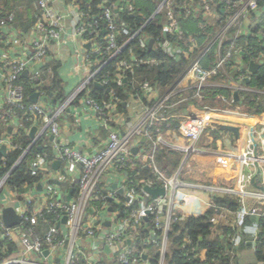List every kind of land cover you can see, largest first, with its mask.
<instances>
[{
	"label": "built area",
	"instance_id": "2783aa9c",
	"mask_svg": "<svg viewBox=\"0 0 264 264\" xmlns=\"http://www.w3.org/2000/svg\"><path fill=\"white\" fill-rule=\"evenodd\" d=\"M111 1L103 0L102 2L104 19L107 22V27L103 31L106 41L104 50L98 44L99 35L102 31L99 24L97 22L88 23L85 21L86 14L80 9L78 0H62L63 12H60L61 10L55 6V2H58V0H38L37 7L40 11L38 22L31 33L22 36L12 27L14 16H2L0 12V29L9 38L11 46L16 53H19L11 63H8L7 60L2 62L0 60V71L2 73L0 87L6 93L3 103H0V123L7 125L0 137V151L5 147V157H7L8 153L15 149L12 144L13 133L15 132V128H17L15 125L21 123V128L23 129L24 119L29 113L33 119L27 120H33L34 124L32 128L26 129V133L29 134L36 127L37 133L34 138H31V145L13 166L12 171L27 157L32 148L44 136L54 138L51 141V146L57 156L54 163L60 162L64 169L80 167V178L77 181L78 194L77 196H73L70 201L66 200L67 196L63 195L57 188H53L52 184H49L54 181V177L57 174L53 167L54 163L49 161L48 157L43 154H37L30 163L34 171L39 172L43 176L35 188H30L26 185L24 193L12 191L7 186V181L12 171L0 178V242L5 241L4 245L0 243V264H47L46 261L49 257L56 259L64 251L65 261L59 264H81L82 261L85 264H100L102 262L112 264L116 259L118 264H130V256L135 251L132 247L133 238L134 236L137 237L138 229L142 226L143 221L149 217H154L152 222L158 228L163 229L162 257L160 261V264H163V257L168 246V234L172 223L184 221L189 217L187 214L176 211L175 208L177 197L182 194V188L189 189L190 186L161 172L156 163L155 151L148 153L147 159H149V167L153 170L156 178L155 180L148 181L147 186L153 188L157 184L154 188H164L166 196L158 197L150 203L140 201V195L136 192L134 185L133 188L125 191L124 201L116 202L117 205H123L131 209L130 214L127 212H113V214L107 216L111 207L106 200L107 198H111L114 201L116 192L109 190L103 196V192L99 188L103 183V179L110 173L115 164L122 163V166L119 167V172L123 175L131 169L127 161L129 156H131L133 143L140 140V138L150 137L145 127L150 124H157L162 119L164 111L170 107V101L178 97L179 101L177 104H179L186 99H183L182 90L178 86L169 88L162 98L152 106H149L150 108L146 109L138 122L130 123V125L127 124L128 128L125 133H121L118 130L112 132L109 135L106 147L97 153L83 155L73 150L61 138L58 118L83 93H86V95L81 99L82 102L90 106L102 118L105 117L108 109H111L115 105L114 101L103 106L98 104L91 97V92L88 89L92 83L101 86L102 89L110 83V78L100 79L99 74L104 67L103 65H105V60L114 59L123 48V46L119 47L117 42L118 29L114 22L115 16L111 9L114 4ZM220 2L226 5L224 8L225 13H233L231 17H227L228 21L226 22L224 33L206 47V50L188 66L183 75V80L190 79L192 85L197 88L198 97L200 96V91L208 85L212 73L228 65L234 68L233 64L237 65L239 63L233 57L234 53L231 48L225 54L222 53L227 31L231 28L241 27V20L247 19L254 12H264V0H220ZM132 11L133 8L129 7L128 12L132 13ZM209 14L211 12L207 10L204 16L207 17ZM66 21H68V24ZM142 29L132 34L127 27H124L121 33L129 37L131 41L141 34ZM68 30L71 31L70 37L72 41L79 47L76 52L78 58L76 69L79 74H84V80L78 84L73 93L55 111L41 107L39 103H32L25 108L22 104L24 102V93L22 86L18 84L19 78L28 73L30 63H42L52 43L63 41L64 36L68 35ZM175 31L178 35H182L181 31L174 30V25H172L169 33H175ZM262 38L263 35H261L260 39ZM139 42L142 47L146 46L144 40L140 39ZM86 45H90L89 50L84 48ZM215 45L217 62L214 70L210 71L202 66L201 58H204ZM28 46L31 50L27 49ZM158 47L169 58L177 59L180 56L187 57L186 55L189 51L193 53L195 44L192 41L191 47H186L185 45H175L170 40H163L158 41ZM24 49H27V51ZM94 60L97 63L99 62V66L90 70L89 67L93 65ZM154 63L153 61H144L142 59L135 60L134 64L136 65V69ZM116 67L118 71L113 79V83L122 86L123 73L127 71L132 73V64L126 60H122ZM34 68L37 69V66ZM5 72L7 73L4 74ZM239 72L242 74V69H239ZM31 75L32 82L37 83L40 76L38 69ZM243 80L244 78L241 76L237 77L236 80L232 79L231 89L234 92L246 91L247 89L243 84ZM157 89V86L147 82L138 87L140 94L143 96L149 95V97L155 95ZM111 96L112 100H114L115 93L112 91ZM130 96H133V94ZM222 100L225 103L229 102L227 98H222ZM142 105V102L137 105L134 104L132 109L136 111ZM3 107H7V109L2 113ZM16 110L24 111V113L18 115ZM35 116H39L40 120H43L42 118L45 120L44 122H39L40 127L36 124ZM257 117H259L257 114L254 115L233 109L232 105H206L200 108L195 115L185 117L179 127V133L187 143L186 152L188 154L194 149L202 133L214 124L220 122L242 123L246 129L247 137L239 155L217 156L216 162L219 167V171L215 175L217 187L203 188L211 194L224 193L235 196L242 206L239 212L241 217L239 224L241 225L244 224V218L257 215L258 213V209L254 207L251 210L248 209L246 206L247 199L259 197L264 201V191L261 192V195V193L256 194L249 190L253 176L252 174L245 173L247 168L249 169V167L254 165V153L250 146L252 144V137L257 131L254 129L255 127H250L249 121ZM103 122L106 125L105 120ZM124 122L125 118L123 119V124ZM262 127L264 128V126ZM10 128L13 130L11 133H9ZM40 129L42 131L39 132ZM229 176L231 177L229 178ZM39 187H42L40 193L37 192ZM143 193L146 197H149L145 191ZM137 201L139 202V206L134 208V204ZM93 204H100V207ZM7 209H13L20 219L18 226L9 228L3 222V212ZM48 214L54 215L53 226L45 234H41L40 226L41 224L45 225L48 223L45 217ZM102 216H107L106 218L113 216L112 218H114L116 226L111 232L100 238L98 237L97 228H100L101 224L104 225L102 223ZM64 218L67 219L65 224H63ZM213 222L216 223L215 220ZM62 225L68 227V233L61 230ZM129 230H132V233ZM102 242L107 248L111 247L114 249L115 255L113 261H110L108 257L105 258L101 248ZM241 243L242 232L239 229L234 244L239 246ZM12 246L15 249L9 256H6ZM46 252L48 253L47 257L45 256ZM107 260L110 262H106Z\"/></svg>",
	"mask_w": 264,
	"mask_h": 264
},
{
	"label": "crops",
	"instance_id": "0c3cea01",
	"mask_svg": "<svg viewBox=\"0 0 264 264\" xmlns=\"http://www.w3.org/2000/svg\"><path fill=\"white\" fill-rule=\"evenodd\" d=\"M119 1L120 0H118V2ZM135 2L139 4V0H136ZM55 6L57 9L61 10L60 12H63L62 0H58V2H55ZM225 6L226 5L221 3L220 0H148L146 7H144L143 9L144 12H141L140 14L136 13L137 16L135 17H138L140 15L146 16V13H148V11H151V7H153V15L151 16L150 20H153L155 18L160 19V22L162 24V33L165 36L162 38L160 37L156 40L152 37L143 35L141 39L145 41L144 44L146 46H141V48L148 50V52L159 50L164 54V52L158 47V41L170 40L175 45H185L186 47H191V42L194 41V52H187V57L180 56L177 59H171L165 54L167 58L171 59L172 61H179L181 59L188 61V65L185 69L186 71L188 66L194 60L198 59V56L206 50V47L210 45L217 37L224 33L226 22L228 21L227 17H231L233 15V13H225ZM115 7L117 8L116 5ZM118 7H122L126 11H128L129 7H132L134 10V0H121V4ZM207 10L210 11L211 14L205 17L204 13ZM66 23L68 24V21H66ZM172 25H174V30L177 29L181 31L182 35H178L176 31L175 33H169V29L172 28ZM70 32L71 31L68 30V35L64 36L65 38L63 39V41L52 43L50 50L42 63H30V69L28 71L29 74H26V76L30 75L32 77L31 74H33L35 70L38 69V71H42V69L45 66L49 65L51 61H56L57 64L56 67H54V71L56 74L52 70H49V72L53 74L51 75L56 79V82L59 85L58 89L60 90V92L62 91V93H64L66 99L73 93L78 84L84 80V74H79L78 70L76 69L78 61L76 52L78 51L79 47L72 41ZM261 35H263L262 39H260ZM3 38L4 42L0 43L1 45H3L0 48V60L1 62L7 60L8 63H11L12 60H14L17 55H19V53H16V51L13 49L9 38L6 35H3ZM254 39L257 40L258 43L264 40V12L262 11H258L256 13L254 12V14H251L247 19L241 20V27L231 28L225 35L224 48L222 50V53L225 54L226 51L231 48L234 53L233 57L239 63L237 65L233 64L234 68H232L231 65H228L223 69L216 70L214 73H212L208 85L200 91L199 97L198 90L192 85L191 80H183V76L175 86H178L182 90L181 94H183L184 96L183 99H186L179 104H177V102L179 101L178 97L171 100L169 103L170 107L166 111H164L162 119L157 124H150L145 127L148 130L150 137L140 138V140H137L133 143V150L131 151V156H129L127 161L129 167L131 168L129 170L130 172L132 169L136 170L138 167H140V165H144L146 169H150L149 159H147L148 153L152 151L154 152L155 148L158 146L176 151L180 153V155L185 154V156L182 155L178 168L171 176H169L174 177L176 180L182 183H186L190 186L189 189L182 188V194H180L176 200L175 210L183 214H187L188 216H197L199 214L202 215L211 212L212 218L210 221L214 225V235L221 234L222 226L240 229L242 234L246 235L249 238L247 244L250 249L248 248L247 250L241 252L238 256V259H245L244 264H263L262 262L255 261L252 248H255V244L258 242L257 240L260 239L261 226L264 222V201L259 197H254V199H247L246 206L248 207V209L251 210V208L254 207L255 209H258V213L257 215L246 217L252 220L250 224H245L246 218H244V224L241 225L239 224L241 218L239 212L241 211L242 206L239 203V209L236 210L234 207L235 205H231L232 202L238 200L235 196L224 193L211 194L203 188H214L212 187L215 183H213V179H215L216 172L219 171V167L216 162V158L218 155H239L240 150L243 147L244 141L247 137L246 129L243 127L242 123L220 122L214 124L202 133L200 140L195 145L194 149L188 154L186 152L187 143L179 133V127L185 117L195 115L200 108L206 105H232L233 109H238L241 112L249 113V105H245V100L241 97V94L250 93V95L255 94L257 96L259 95L264 97V89L257 90L251 84L254 74L259 72L264 67V54L256 57L254 56L253 48L250 47V40L254 41ZM147 40L155 41L154 46L151 50H149L147 46ZM84 48L89 50L90 45H86L84 46ZM27 49L31 50L29 46ZM27 49L24 50L27 51ZM236 51L238 52L236 53ZM215 53L216 45L208 54H206L204 58H201L202 66L206 69H209L210 71L214 70L215 64L217 62ZM135 60H137V58L132 55L130 63L132 64L133 72L131 73L127 71L131 76H135L136 74L141 73V70L143 68V66H141L135 69ZM149 60L155 62L154 64L149 66L161 64V62H158L156 60L144 59V61ZM251 63L257 66H255L254 72L250 68ZM35 66H37V69L34 68ZM98 66L99 62L97 63L96 60H94L93 65H90L89 68L90 70H93V68H98ZM239 69H242V74L239 72ZM6 73L7 72H5L4 74ZM1 76L2 73L0 71V79ZM239 76L244 78L243 84L247 89L243 92L236 91L239 97L242 99L241 103L234 99L235 92L233 89H231L232 79L236 80ZM48 79L50 80V78ZM122 81L123 86H125V84L127 83H131L130 85H133V91L129 93L130 95L133 94V96H130L128 102L124 103L123 111L119 109L118 104L114 103L115 105L111 109L109 108L105 117L102 118L101 115L96 113L90 106L84 104L79 98L68 107V110L61 117L58 118L61 138L73 150L83 155L97 153L99 150L106 147L109 135L112 132L118 130L121 133H125L128 128L127 124L130 125V123L132 124L138 122L139 118L141 119L146 109L149 106L155 104L156 101H158L160 98H162L166 91L169 89L168 88L165 90L159 84H152L151 82L146 80L139 82L135 79H130V77L126 73H123ZM145 82L157 86L158 89L155 95L149 97V95L143 96L139 93L138 87ZM44 83L45 81L42 82V85H44ZM48 84L49 83L47 81V85ZM50 85L51 83L49 84V86ZM208 87L229 90L232 92V95L224 96L223 94H221L218 98V105L212 104L211 102H209V99L206 100L204 95V91ZM106 93L111 95V90L107 89ZM5 96L6 93H4L0 87V103H3ZM33 96H31V98ZM222 98L229 99V102L225 103ZM140 102H142L143 104L142 107L134 111L132 107L134 106V104L137 105ZM37 103H39L41 107L49 108L52 111H55L56 108H59V105H56L54 101H52L51 99H45L44 96H42L40 93ZM252 114L256 115V113L254 112ZM38 117L39 116H35L34 118L36 124L40 127L39 122H44L45 120L44 118H42L43 120H40ZM124 118L125 122L123 124ZM103 120H105L106 125L104 124ZM170 120L173 122H179V126L177 129L166 130L164 132H162L161 129H158L155 135L151 132L152 127L155 126L154 128L156 130V127H158L161 122L167 123L169 125ZM249 124L251 128L255 127L254 129H256L257 131L252 137V144L250 147L254 153L255 149H253L252 147H254L255 143H257L260 156L258 165H256L253 155L254 165L249 167V169L247 168L245 173L252 174L254 178L257 175L258 169H260L261 174L259 175V178L261 179V186L264 187V128L262 127L264 126V114L259 115V117L257 118L250 119ZM15 127L17 128H15V132L13 134H18L23 130L21 128V123H18V125L16 124ZM12 131L13 130L10 128L9 133H11ZM40 131H42V129H40L39 132ZM49 139L50 141H52L51 138ZM149 140L153 142L152 144L150 143L151 145L149 148L142 145ZM120 166H122V163L120 162L118 163V165L115 164L110 173L103 179V184H106L105 186L107 192L109 190L116 192L114 201L111 200V198H107V203L124 201L125 197L119 194L117 190L125 189L126 191L128 188H126L125 186L129 184L130 180H133L131 179V176L128 172L124 175L119 172ZM56 171L57 170H55L57 176L54 177L53 181L56 182V184H52V186H54L53 188H57L65 196H68L71 190H74L75 194V187H77V181L80 178V167L78 166L72 169H64L63 166H60L59 170L57 172ZM134 175L135 174H133V176ZM155 178L156 176L154 174V176L149 180H146L145 178H141L139 180L138 184L143 186V192L145 191V187H149L147 186V182L155 180ZM215 185L217 186V184ZM115 186H117V189H114ZM154 186L152 189L158 188H154ZM66 188H69L68 191H66ZM249 190L253 191L256 194L263 192L251 185ZM37 192L40 193L41 190H39L38 188ZM148 196L149 197H146L144 193H142L139 200L148 203L155 200L150 195ZM113 212L114 210L111 208L108 211L107 216L113 214ZM107 216L101 217L102 223L104 225L101 224V227L97 228L98 237L100 238L103 237V235L111 232L116 226L114 218H112L113 216L106 218ZM213 220H215L216 223H214ZM61 230L65 233H68V227H65V225L61 226ZM168 247L169 246H167V250ZM101 248L103 250L105 258L108 257L110 261H113L115 255L114 249L109 247V251H107V246L104 245L103 242L101 243ZM64 256L65 251L61 252L60 257L56 259H52L51 257H49L46 263H64ZM201 257L202 259H204V253H202ZM109 260H107L106 262H110ZM163 261V264H166L165 256L163 257Z\"/></svg>",
	"mask_w": 264,
	"mask_h": 264
},
{
	"label": "trees",
	"instance_id": "16d2710c",
	"mask_svg": "<svg viewBox=\"0 0 264 264\" xmlns=\"http://www.w3.org/2000/svg\"><path fill=\"white\" fill-rule=\"evenodd\" d=\"M134 0V10L132 13L126 11L122 7L117 8L115 5L118 0H112L113 10L115 19L114 22L118 29V38L117 42L119 47H122L121 52L114 59L105 60V65L101 69L99 78H110V83L104 88H97L93 83L89 85L88 89L91 92V97L98 102V104H108L112 102V96L107 94L106 91L111 90L115 93L114 103L118 104L121 111L124 110V103L128 102L130 94L133 91V85L131 83L125 84V86H118L113 83V79L117 74V65L122 60L128 62L131 61V56H135L137 60L142 59H151L161 62L159 65L149 66L144 65L141 73L131 76L129 72H125L130 79H135L136 81H149L152 84H159L163 89H168L172 86H175L179 82L185 72V69L188 65V61L179 60L172 61L167 58V56L161 51H152L148 52L144 48H141L140 39L143 35L152 37L154 39H159L164 37L162 33V24L160 19L157 18L150 20L153 15L151 11L146 13V16L140 15L135 17L134 13L144 12L143 9L146 7L148 0H139V4ZM38 0H0V12L2 16L13 15L14 22L12 24L13 29L20 35H28L31 33L33 28L38 22L40 17V11L37 7ZM103 0H78L80 9L86 14L85 21L88 23L99 24L101 32L98 39V44L103 48L106 47V41L104 39L105 33L103 32L107 27V22L104 19V10L102 8ZM149 8V7H148ZM158 21H157V20ZM127 27L130 30V33H136L141 30V34L133 40H129V37L123 35L121 30ZM3 31L0 29V43L4 42ZM250 47L253 48L254 56L259 57L261 54H264V40L260 43L254 39L250 40ZM3 45L0 44V48ZM248 60V59H247ZM57 62L51 61L49 65L45 66L39 76L38 82L33 83L31 76L27 75L21 76L18 80L23 88L24 93V102L22 103L25 108L30 106L32 103L30 101L31 96L35 93H40L44 96L45 99H51L55 102L56 105H61L66 101V97L62 91L58 89V84L56 79L52 76L53 74L49 72L52 70L55 73L54 67H56ZM52 74V75H51ZM56 74V73H55ZM50 78V80L48 79ZM45 81L44 85L42 82ZM51 85L49 86V84ZM130 82V81H128ZM252 86L257 90L264 89V67L254 74L251 81ZM232 92L225 89L208 87L204 91L206 100L209 99V102L212 104L218 105V98L221 94L224 96H230ZM86 93L80 95V99ZM242 98L245 100V105H249V113H256L257 115L264 114V97L257 95H250V93H242ZM78 98V99H79ZM7 109V107L2 108V113ZM18 115L24 113V111L16 110ZM31 114H27L25 117V123L23 130L18 134H14L12 137V144L15 147L14 150H11L8 153V156L5 157L0 153V178L12 171L13 166L21 158L24 151L31 145L32 140L29 134L26 133V129H30L33 126V120L28 121L27 119H33ZM7 125L0 123V137ZM179 126L178 121H171L169 125L167 123L161 122L158 127H152V133L155 135L158 129H161L162 132L166 130H174ZM148 140V139H147ZM150 141V140H149ZM146 141L143 143V146L147 148L153 142ZM151 143V144H150ZM152 148V146H151ZM155 148V147H154ZM153 148V149H154ZM151 150V149H150ZM37 154H43L48 157V160L55 162L57 159L56 153L51 146V141L47 136H44L39 140L37 145L32 148L26 158H24L21 163L11 172L9 179L7 181V186L12 191H18L19 193H24L26 189L24 188L28 185L30 188H35L37 184L40 183L43 176L39 172H35L34 169L30 166V163ZM156 154V163L161 172L166 176H171L174 171L178 168L182 156L180 153L173 151L171 149H165L161 146L155 148ZM128 164V162H127ZM131 176L128 189L133 188L135 185L136 192L139 195L143 193V186L138 184L141 178L146 180L151 179L154 176L152 169H146L144 165H140L136 170L128 171ZM133 174H135L133 176ZM137 174V175H136ZM152 175V176H151ZM102 183L100 185V190L103 192V196L107 194L106 186ZM108 187V186H107ZM75 194H78V187H75ZM69 188H66L68 191ZM94 206H98L93 204ZM110 207L114 212H127L130 214L131 209L124 207L123 205H117L114 202H109ZM231 205H235V209H239L238 200L232 202ZM139 206L137 201L134 204V208ZM47 222L45 225L41 224L40 232L45 234L52 226L54 215L48 214L45 215ZM212 218V213L208 212L202 215H192L189 216L184 221H179L172 223L169 234H168V250L165 254V263L166 264H244L245 259H238V256L241 252L249 248L247 242L248 237L242 234V243L239 246L234 244V240L238 235L239 229L234 227H221V234L217 235L213 233L214 225L210 221ZM154 217H149L147 220L143 221L142 226L138 229L137 237L134 236L132 241V247L135 251L130 256V264H160L161 261V246L163 238V229L158 228L154 222ZM252 220L246 218L245 224H250ZM132 233V230H129ZM246 236V237H245ZM245 237V238H244ZM258 241V242H257ZM255 248L253 249V255L256 262H262L264 264V222L261 226L260 239L257 240ZM2 245L5 244V241L0 242ZM254 245V244H253ZM254 247V246H253ZM14 246L11 247L10 252L6 256H9L13 250ZM250 249V248H249ZM202 253L205 257L202 259ZM81 264H85L83 261ZM100 264H106L104 262ZM110 264V263H107ZM112 264H118L117 259ZM254 264V263H251Z\"/></svg>",
	"mask_w": 264,
	"mask_h": 264
},
{
	"label": "water",
	"instance_id": "95a60500",
	"mask_svg": "<svg viewBox=\"0 0 264 264\" xmlns=\"http://www.w3.org/2000/svg\"><path fill=\"white\" fill-rule=\"evenodd\" d=\"M121 4V0L119 2H117V6H120ZM134 16H137L136 13H134ZM147 46L149 48V50H151L154 46V43L155 41L154 40H147ZM263 64V63H261ZM255 66L253 63L250 64V68L251 70L254 72L255 71ZM257 67V66H256ZM27 73L24 74V76H26ZM97 88H100L102 89L101 86L99 85H96ZM38 98H39V94H35L32 98H31V101L32 103H37L38 102ZM234 99L236 101H239L241 103V98L239 97L238 93L235 92L234 93ZM37 132V129L34 128L32 129V131L30 132L29 136L31 138H34L35 134ZM54 138L51 137V140H53ZM253 149H255L254 151V160H255V164L258 165V160H259V156H260V153L258 152V145L257 143H255V146L252 147ZM0 153L2 155H6V148L3 147L0 151ZM61 166V163L60 162H56L54 163L53 167L55 170H59V167ZM261 174V171L260 169H258V172H257V175L251 180V185L253 187H255L256 189H259L260 191H264V187L261 186V179L259 178V175ZM49 184H56V182H50ZM114 189H117V186L114 187ZM39 190L42 191V187H39ZM145 192L150 195L153 199H157L158 197L160 196H165L166 195V190L164 188H156V189H152L150 187H145ZM117 192L119 194H121L122 196L125 195V189H121V190H117ZM73 194H74V190H71L66 198L67 201H70L73 197ZM3 222L5 223V225L9 228H12V227H15V226H18L20 224V219L18 218V216L15 214L14 210L13 209H7L3 212ZM67 222V219L64 218L63 220V224H65ZM109 226V225H108ZM107 251H109V249L107 248L106 249ZM45 256L47 257L48 256V253L46 252L45 253Z\"/></svg>",
	"mask_w": 264,
	"mask_h": 264
},
{
	"label": "rangeland",
	"instance_id": "374dc122",
	"mask_svg": "<svg viewBox=\"0 0 264 264\" xmlns=\"http://www.w3.org/2000/svg\"><path fill=\"white\" fill-rule=\"evenodd\" d=\"M182 155H183V154H182ZM182 155H181V156H182ZM183 156H185V154H184ZM230 177H231V176H229V178H230ZM232 181H233V180H232ZM214 182H215V183H214ZM213 183H214V185L216 184L215 179H213ZM214 185H213L212 187H217L216 185H215V186H214Z\"/></svg>",
	"mask_w": 264,
	"mask_h": 264
},
{
	"label": "clouds",
	"instance_id": "9594fccd",
	"mask_svg": "<svg viewBox=\"0 0 264 264\" xmlns=\"http://www.w3.org/2000/svg\"><path fill=\"white\" fill-rule=\"evenodd\" d=\"M116 6H117V4H116ZM117 8H119V7L117 6Z\"/></svg>",
	"mask_w": 264,
	"mask_h": 264
}]
</instances>
